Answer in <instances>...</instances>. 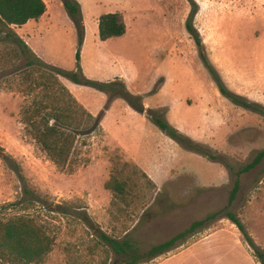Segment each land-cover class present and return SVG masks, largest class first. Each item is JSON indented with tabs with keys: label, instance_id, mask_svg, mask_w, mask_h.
Instances as JSON below:
<instances>
[{
	"label": "rangeland",
	"instance_id": "rangeland-1",
	"mask_svg": "<svg viewBox=\"0 0 264 264\" xmlns=\"http://www.w3.org/2000/svg\"><path fill=\"white\" fill-rule=\"evenodd\" d=\"M128 1H141L147 19L132 28L138 44L132 56L142 69L131 91L150 107L160 98L170 100L164 111L173 107L177 112L187 97L189 106L179 116L198 132L190 137L216 159L186 149L147 118V130L136 142L129 143L115 129L109 130L108 140L98 128L77 138L68 165H56L27 130L23 114L35 101L68 107L70 98L49 66H30L31 54L18 56L1 42L0 219L28 215L44 227L54 246L42 264H128L131 258L117 253L102 233L131 239L144 255L154 244L225 208L243 220L264 248V155L247 168L264 151V0H121L120 7L127 8ZM135 10L132 4V15ZM192 11L205 56L233 92L254 103L250 108L220 93L187 29ZM69 66L67 70L75 69L74 63ZM42 77L48 87L33 91L34 81ZM164 77L169 91L159 97ZM65 79L59 76L62 83ZM144 88H149L147 94ZM195 89L200 98L194 100ZM121 113L117 107L113 116ZM116 142L150 171H159L160 184L128 162ZM164 171L170 172L166 180ZM112 178L126 182L125 192L108 190ZM236 180L239 189L230 203ZM220 218L180 240L173 250L141 258L140 264H159L208 234ZM163 264H211V258Z\"/></svg>",
	"mask_w": 264,
	"mask_h": 264
},
{
	"label": "trees",
	"instance_id": "trees-1",
	"mask_svg": "<svg viewBox=\"0 0 264 264\" xmlns=\"http://www.w3.org/2000/svg\"><path fill=\"white\" fill-rule=\"evenodd\" d=\"M61 1L78 31L75 54L76 67L74 70H66L46 63L36 55L14 29V26H21L30 19L40 18L47 10L44 0H0V43L5 42L11 45L12 53L18 54V56L31 54L34 59L29 61L30 66H49L56 74V80L58 81L56 83H59L61 90L65 91L70 98L68 107L61 105L49 107L43 101H35L24 111L23 122L26 124L27 130L41 146L42 150L47 153L49 158L60 167L68 165L77 138L81 135H89L100 128L103 113L109 108L111 102L116 98H122L134 110L147 114L157 126L186 149L211 159H216V156L205 150L201 143L195 141L168 121L162 110L147 108L143 96L131 92L123 79L116 78L112 81H100L91 79L84 74L81 66L82 46L85 39L82 6L78 0ZM194 15L195 11H192L186 21V26L195 39L204 65L212 76L220 93L234 104L250 108L254 103L246 99V97L233 92L226 85L221 74L212 65L211 61L205 56L202 50V39L193 24ZM99 28L102 40L124 35L127 25L123 13L115 12L101 15ZM2 56L3 54L0 51V60L3 58ZM59 76L106 93L108 95V102L104 110L97 116L91 114L69 91L66 85L59 80ZM39 87L43 89L48 87L45 77H42L41 80H35L32 90L34 91ZM263 155L264 151L260 152L255 161L249 164L247 168L255 166ZM143 174L151 180L145 172ZM151 182L153 181L151 180ZM125 183V181H120L118 178H112V180L106 183V187L112 192L122 194L125 192ZM239 184V180H236L230 194V203L236 197ZM217 217L229 218L243 234L244 240L251 249L258 264H264V248L258 245L243 220L236 213L226 208L213 212L204 219L194 221L186 230L181 231L166 241L153 245L144 255L136 251V246L127 237L117 239L106 233H102L101 236L117 253L126 254L131 258L128 264H140L141 258L145 256L151 259L173 250L180 240L186 238L197 229L204 227L209 221ZM53 246V238L34 217L17 215L8 219H0V264H42L45 257L53 250Z\"/></svg>",
	"mask_w": 264,
	"mask_h": 264
},
{
	"label": "crops",
	"instance_id": "crops-1",
	"mask_svg": "<svg viewBox=\"0 0 264 264\" xmlns=\"http://www.w3.org/2000/svg\"><path fill=\"white\" fill-rule=\"evenodd\" d=\"M44 1L47 5L46 12L38 19L28 20L25 24L18 26L16 30L36 55L45 62L66 70L72 63L76 67L75 54L78 42L76 25L61 0ZM78 1L82 6L85 24V39L81 57V66L84 74L91 79L100 81H112L116 78H121L131 91L133 85L138 83L141 78L142 68L132 56L134 49L138 46L137 38L132 33V28L134 26H142L143 21L147 20L143 16L144 10L142 9L143 5L140 3L141 1L134 3L128 1V9L120 7L121 0ZM132 4L136 6V10L133 12L134 15L130 12ZM115 12L123 13L127 25L126 33L122 36L102 40L99 28L100 17L103 14ZM168 37L170 36L168 35ZM167 79V77H164L163 82L158 88L157 94L159 97L169 91ZM64 84L76 99L94 116H97L104 110L108 102V95L106 93L89 86L74 83L69 79H65ZM144 89V94H147L149 88ZM192 94H194V100L200 98V93L196 89ZM160 99L161 101L154 107H150L147 102L144 103H146L147 108L162 110L168 121L173 123L179 130H183L182 132L186 131L189 133L184 132L185 134L197 137L198 132H194L193 128L188 126V123L179 116L180 112L189 106L185 100L180 104V107L184 106L176 112L173 107L171 109L167 108L164 111L171 101L163 98ZM117 107L121 109L122 113L118 116H113V112ZM147 118L150 117L145 113H139L134 110L124 99L116 98L103 113L100 128L108 140H110L109 137L111 135L109 130L115 129L127 137L129 143L130 141L136 142L137 138L142 136L147 130L143 122V120L147 121ZM113 119L114 122H112ZM156 127L158 126L156 125ZM114 146L115 148H120L128 162L136 164L155 184H160L156 180L159 171H150L143 160H139L118 142ZM164 173V180H166L170 172L164 171ZM242 218L244 217L242 216ZM216 224L215 228L211 229L208 234L205 233L183 249L173 254L170 253L171 255L169 254L159 264L172 259H180L182 262L187 260L194 262L199 261L205 255L210 256L211 264H258L251 249L246 244L243 234L229 218H220ZM240 257L243 259L242 261H239Z\"/></svg>",
	"mask_w": 264,
	"mask_h": 264
}]
</instances>
